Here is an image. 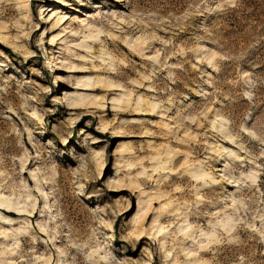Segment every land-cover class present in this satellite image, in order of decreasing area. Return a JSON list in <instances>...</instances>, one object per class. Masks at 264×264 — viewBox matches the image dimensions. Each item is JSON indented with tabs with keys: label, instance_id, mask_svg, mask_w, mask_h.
Here are the masks:
<instances>
[{
	"label": "rangeland",
	"instance_id": "374dc122",
	"mask_svg": "<svg viewBox=\"0 0 264 264\" xmlns=\"http://www.w3.org/2000/svg\"><path fill=\"white\" fill-rule=\"evenodd\" d=\"M0 61V264H264V0H0Z\"/></svg>",
	"mask_w": 264,
	"mask_h": 264
},
{
	"label": "bare ground",
	"instance_id": "6f19581e",
	"mask_svg": "<svg viewBox=\"0 0 264 264\" xmlns=\"http://www.w3.org/2000/svg\"><path fill=\"white\" fill-rule=\"evenodd\" d=\"M215 9V8H214ZM219 10V9H218ZM218 10H216V11H218ZM29 10H27V12H28ZM46 21V20H45ZM47 22V21H46ZM58 24V23H57ZM54 26V25H53ZM59 28V27H58ZM50 37V39H49V44H52V42H53V40H54V37L55 36H49ZM4 39V38H3ZM55 39H56V37H55ZM1 55L2 56H6L4 53H1ZM54 61V60H53ZM52 63V62H51ZM3 64V62L2 61H0V65H2ZM3 66V65H2ZM63 77L62 76H60L59 77V80H60V82H63ZM84 86V85H83ZM112 86V85H111ZM74 108H76V107H78V106H80V105H78V104H74V105H72ZM101 123V132H99V133H102L104 130H106L105 128H107L106 127V125L105 124H103L102 122H100ZM86 135H87V137H90V139L92 140V143H96V142H100V139L98 138V137H94V136H91L92 134L91 133H86ZM208 175L207 174H203V173H200V174H197V176H195L194 178L197 180V179H202V180H204V178L205 177H207ZM250 179H254V177H252V176H250L249 177ZM211 182L212 183H214L215 184V180H211ZM212 183H210V184H212ZM0 206L1 207H3L4 208V210H5V212H7V213H13L14 211H11V207H10V205H7L6 204V202L5 201H3V200H1L0 199ZM169 206V205H168ZM2 208V209H3ZM139 209V208H138ZM15 211H19V209H14ZM140 211H142V209H139L138 210V215H139V213H140ZM147 216V215H146ZM146 216H144L143 217V219H142V221L139 223V226H137V230L139 229V230H142L143 231V225H144V222H145V220L147 219V217ZM159 215L157 214V216H155V219L153 220V223L155 224V226H153V227H151L150 228V231H154L153 232V234H152V236L154 237V238H156L157 239V237L158 236H162V234L161 233H164L163 232V230L165 229L164 227H162V225H156V221H157V217H158ZM140 218V217H139ZM9 220V219H8ZM136 222V221H135ZM158 222V221H157ZM138 223V222H137ZM225 226H227V225H225V224H223V228H225ZM230 230H232V227H230L229 228V230L228 231H226V232H229ZM95 232V231H94ZM96 233V232H95ZM94 235V234H93ZM138 237H139V240H141L142 238H143V236L144 235H137ZM160 236V237H161ZM163 236H164V234H163ZM193 236V235H192ZM189 237H191V234H190V236ZM96 238V237H95ZM94 239V238H93ZM158 241H159V238H158ZM213 241V240H212ZM212 241H209V243H211ZM167 256V255H166ZM161 264H164V263H161Z\"/></svg>",
	"mask_w": 264,
	"mask_h": 264
}]
</instances>
